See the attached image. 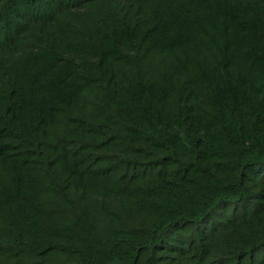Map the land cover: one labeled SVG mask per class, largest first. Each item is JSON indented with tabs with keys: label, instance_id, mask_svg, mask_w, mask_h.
Masks as SVG:
<instances>
[{
	"label": "trees",
	"instance_id": "trees-1",
	"mask_svg": "<svg viewBox=\"0 0 264 264\" xmlns=\"http://www.w3.org/2000/svg\"><path fill=\"white\" fill-rule=\"evenodd\" d=\"M0 264H264V0H0Z\"/></svg>",
	"mask_w": 264,
	"mask_h": 264
},
{
	"label": "rangeland",
	"instance_id": "rangeland-1",
	"mask_svg": "<svg viewBox=\"0 0 264 264\" xmlns=\"http://www.w3.org/2000/svg\"><path fill=\"white\" fill-rule=\"evenodd\" d=\"M83 13L86 12V11H82Z\"/></svg>",
	"mask_w": 264,
	"mask_h": 264
}]
</instances>
